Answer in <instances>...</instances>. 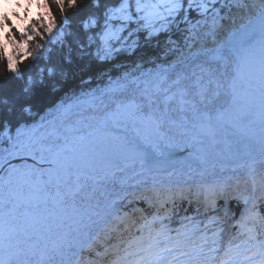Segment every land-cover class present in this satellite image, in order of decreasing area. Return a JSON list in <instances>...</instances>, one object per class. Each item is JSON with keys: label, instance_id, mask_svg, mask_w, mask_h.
<instances>
[{"label": "snow or ice", "instance_id": "snow-or-ice-1", "mask_svg": "<svg viewBox=\"0 0 264 264\" xmlns=\"http://www.w3.org/2000/svg\"><path fill=\"white\" fill-rule=\"evenodd\" d=\"M25 2L48 21L0 25V264H264V0Z\"/></svg>", "mask_w": 264, "mask_h": 264}, {"label": "clouds", "instance_id": "clouds-1", "mask_svg": "<svg viewBox=\"0 0 264 264\" xmlns=\"http://www.w3.org/2000/svg\"><path fill=\"white\" fill-rule=\"evenodd\" d=\"M22 7L17 6L16 0L14 4H3L0 3V25L5 23L4 17H11L12 26L16 27L18 30H22L27 23L31 22L33 19H39L40 16H44L45 22L48 21V16L46 14V8L41 7L40 11L33 15L35 12V8L32 11H29L27 3L25 0H21ZM0 42L5 43L9 50L12 48V44L10 42L3 41L2 36H0ZM25 47L24 44H20L18 49H23Z\"/></svg>", "mask_w": 264, "mask_h": 264}, {"label": "trees", "instance_id": "trees-1", "mask_svg": "<svg viewBox=\"0 0 264 264\" xmlns=\"http://www.w3.org/2000/svg\"><path fill=\"white\" fill-rule=\"evenodd\" d=\"M15 1H13L12 4H14ZM85 10H90L92 8V4H91V0H87L85 6H84ZM39 11H35V14L38 13ZM86 15V11H81V12H69V19H70V24L68 25V27L66 28V32L71 31V32H83L82 29V24L81 21L85 18ZM37 19H33L31 21H36ZM90 31H95V30H90ZM72 37L70 36H66V40H71ZM48 48H51L52 51L48 52L46 49L42 50V55L41 58L36 62L37 67L39 66H45L46 64H48V61L44 60V56L47 55L51 58V60L54 62L59 55L60 52V46L58 44H50L47 45ZM19 83V82H18ZM93 86H95V83L93 84ZM239 205H237L235 202H233L232 207L234 209V211H236V209L238 208Z\"/></svg>", "mask_w": 264, "mask_h": 264}, {"label": "water", "instance_id": "water-1", "mask_svg": "<svg viewBox=\"0 0 264 264\" xmlns=\"http://www.w3.org/2000/svg\"><path fill=\"white\" fill-rule=\"evenodd\" d=\"M14 162H18V161H14ZM29 162H31V161H29Z\"/></svg>", "mask_w": 264, "mask_h": 264}]
</instances>
